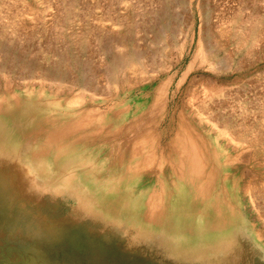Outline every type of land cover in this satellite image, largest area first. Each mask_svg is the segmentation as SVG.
<instances>
[{"label": "rangeland", "instance_id": "1", "mask_svg": "<svg viewBox=\"0 0 264 264\" xmlns=\"http://www.w3.org/2000/svg\"><path fill=\"white\" fill-rule=\"evenodd\" d=\"M0 103V264H203L169 251L196 238L158 228L175 217L155 194L166 151L229 207L247 251L236 264H264V0H0ZM47 114L79 139L70 162L93 161L83 173L24 159ZM148 149V174L126 183L136 192L99 203L126 182L101 173Z\"/></svg>", "mask_w": 264, "mask_h": 264}, {"label": "bare ground", "instance_id": "2", "mask_svg": "<svg viewBox=\"0 0 264 264\" xmlns=\"http://www.w3.org/2000/svg\"><path fill=\"white\" fill-rule=\"evenodd\" d=\"M57 75L58 74H55V77H54V79L56 80L57 78H60ZM1 110L2 109H1V103H0V115L2 112ZM5 120L6 118L0 117V127L2 125H5L6 123ZM35 120H36V123L33 124L30 128H31L32 134L34 135L32 136L35 137L33 139L35 142L38 143L40 150L37 152L36 155H34L33 153L27 154V157L25 156L24 159L25 160L32 159L33 157L34 158L36 157L37 159H40L43 157H51L53 158V161L56 167L59 168L60 173H67L64 178L69 179L70 175L68 174L74 171L75 166L77 167L75 163L70 162V157L71 155H73V153L74 154L76 153L75 151L72 150V147L78 144L77 140L79 139L74 138L72 134H69L65 131V126H63L64 122L60 123L59 121H55L53 116L49 114H47L46 116H42V117L37 116ZM70 121L71 119L69 120V122ZM70 125L71 123L68 125V127ZM121 140L117 144V146H115V148H118V146L121 148L125 146L126 144L125 141L124 140L121 141ZM23 145L25 146V144ZM150 146H152L153 148L152 143L148 145V147ZM160 148H161L160 150L162 151V154H164L163 147H160ZM6 150H7V146L5 142L3 141V136L0 135V151H1L0 155L1 153L2 155H4L7 152ZM154 150L155 149H153L152 151H149L148 149L145 156H140L141 153H139L141 160L136 163L134 162L139 156L137 152L134 153V151L131 150L128 153V155H132L134 153V156L129 157L128 163L130 165H129V168L126 169V171L124 170L125 172L124 171L113 172L111 170L107 172L106 174L104 173L105 171L101 173L104 175V176L102 175L103 180L101 179V181H103V186L105 185L104 183L109 180L111 173L115 175L116 177H120V176L121 178L126 177V182L123 183V186L121 187L119 191L116 190L119 188V185H115L113 188H110L107 185H105L103 191H101L97 195L99 203L106 204V205L107 204L110 205L114 203V206H115V201L116 200L118 201L119 199L121 200V196L125 195L126 194L125 192H128V193L136 192L137 189L135 188L140 183L135 185V187L130 184H126V183L129 180H131V182L133 180H136L137 177L140 175H143L145 173L148 174L149 171H139V166L141 164H146L147 167L149 168L148 162L153 157H156V154H157ZM136 155L137 157H135ZM104 156H105L104 154L101 156L102 157L101 161H104V158H105ZM165 156L166 158H168L169 162L174 163L172 164L173 166L171 165L172 166L171 169H169L168 174L171 175L169 178L170 180L173 179L175 181V184L177 183L179 187L177 189V193L175 194L167 192V188L170 187V182H168V179H167L168 174L166 173L165 174L166 176L162 175L160 177L159 187L162 189H161V192H159V194H157L156 192L155 194L156 196L159 195V196H164V197L167 194V196L169 197L171 201L172 208H173L171 212L175 214L174 215L175 217L170 216L158 228H161V230L162 229L169 230L167 226L170 225L169 226L170 230L168 232H164V234H168V237H173V236H177L178 234H180L178 237L184 238V237L189 236L190 238H196V240L198 241L197 242L198 245L194 248L183 247V245L182 246L180 245L181 244L180 242V244L177 245L176 247H172V250H170L169 248V251L175 255L176 259L181 258V259H187V260H196V261L202 262L203 264H236L238 260L242 259V257L243 258L247 257L246 256L247 251H245V249L239 252L240 254L238 253V251L242 249L240 240L235 238V235H230V233L227 232L226 228L232 225L230 224L231 223L230 216L232 214L229 212L230 211L229 207H225L224 205H219V203L216 200L218 197V194H216L215 197L213 196V199H211L212 196L209 191L210 183L208 182V180L207 181L202 180L201 177L199 178L194 173L193 174L183 173V171H181L178 168L179 163L175 162V158H176L175 155H170L169 152L166 151ZM172 156H175V157H172ZM82 157L83 159L80 161V164L77 167L78 174H81V172L83 173V171H85V164L87 163L91 164L93 162L91 160L90 162H88L85 156H82ZM132 158H134V161H131ZM147 167H143V169H148ZM16 168L21 172L23 171V167H16ZM65 169H67L68 172ZM23 180L25 181V175H23ZM144 184L145 183H142L141 186ZM149 190L150 189L139 190V191H149ZM219 206H222V208L219 209ZM112 208H115V207H112ZM170 215H172V213H170ZM196 216H198L197 219H196ZM199 218L202 219V221L199 223V226L193 227L192 225H190V223H193L195 220H199ZM203 223L205 225H202ZM151 228L155 229V227L153 226H151ZM203 235L206 238L203 237Z\"/></svg>", "mask_w": 264, "mask_h": 264}]
</instances>
